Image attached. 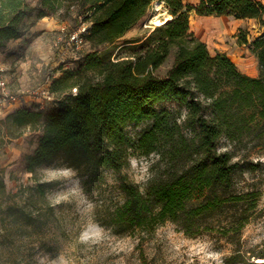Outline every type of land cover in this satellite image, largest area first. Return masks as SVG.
<instances>
[{"label":"trees","instance_id":"1","mask_svg":"<svg viewBox=\"0 0 264 264\" xmlns=\"http://www.w3.org/2000/svg\"><path fill=\"white\" fill-rule=\"evenodd\" d=\"M154 0H0V51L25 36L44 17L64 20L77 7L91 49L78 51L76 68L61 67L51 84L55 99L45 107H18L0 123V147L25 128L40 130L36 149L24 157L32 184L7 191L0 163V235L26 238L43 246L60 228L49 192L56 181L37 170L61 160L88 181L104 172L120 173L131 155L158 154L165 167L142 187L120 175L123 199L107 206L100 223L117 234L153 230L172 221L190 236L216 232L232 244L226 264H264V245L247 251L242 232L255 217L260 188L240 189L236 176L260 170L264 161V3L261 0L165 1L171 19L143 39L126 41L117 60L98 52L116 42L148 12ZM256 18L260 33L252 41L241 29L240 42L257 55L259 76L242 72L230 56L212 53L191 29V13ZM176 47L165 76L156 70ZM125 48L132 52L121 55ZM174 101L177 107L160 106ZM146 124L140 133L129 127ZM254 155L258 159H254ZM254 260H251L253 259ZM255 259H258L255 260Z\"/></svg>","mask_w":264,"mask_h":264},{"label":"rangeland","instance_id":"2","mask_svg":"<svg viewBox=\"0 0 264 264\" xmlns=\"http://www.w3.org/2000/svg\"><path fill=\"white\" fill-rule=\"evenodd\" d=\"M158 1L151 3L147 14L125 36L104 46L98 54L104 60H117L118 49L126 41L144 40L160 25L155 19L162 20L169 14L167 7L157 8ZM185 1L195 3V0ZM55 18L59 21L55 30L35 29L39 20L25 36L11 40L0 51V67L7 77L9 89L20 95V99L26 96L23 91L44 84L48 77L59 76L62 66L77 67L75 52L71 46L67 48L66 43L68 33L80 23L77 7H72L64 20ZM209 18L210 15H200L195 10L191 13V29L199 39H217L219 32ZM224 19L227 24L239 23V35L241 29L252 39L260 33L259 24L251 20L234 16H225ZM90 49L91 45L86 44L81 50L86 53ZM175 51L176 47L156 70L158 75L167 74L174 62ZM131 52V48H125L121 55ZM41 104L35 99L30 106L36 108ZM51 104L52 101L45 102L44 109ZM18 105L7 108L0 104V119ZM160 106L175 108L178 105L174 101H165ZM145 126H130L129 129L137 135ZM6 131L7 128L0 123V134ZM40 135V130L25 128L19 136L7 137L0 147L7 191L15 192L21 184L34 182L33 174L25 169L24 157L36 149ZM254 159L257 160L258 156L254 155ZM260 159L264 161V155ZM164 167L165 162L158 154L147 156L135 152L129 165L120 173L104 172V180L94 183L61 160L41 166L37 170L39 176L56 181L49 199L58 212L60 228L50 229L43 246L30 243L26 238L3 239L0 235V264H226L225 258L231 254L233 246L216 232L190 236L178 224L166 221L153 230L138 228L117 234L99 222L107 217L106 205L113 207L123 199L119 188L120 175H127L143 187ZM236 182L240 189L260 188L263 191L255 217L242 232L243 248L247 251L259 249L264 245V165L255 172L237 174Z\"/></svg>","mask_w":264,"mask_h":264},{"label":"crops","instance_id":"3","mask_svg":"<svg viewBox=\"0 0 264 264\" xmlns=\"http://www.w3.org/2000/svg\"><path fill=\"white\" fill-rule=\"evenodd\" d=\"M261 1L264 3V0ZM197 3L198 0H195V3L193 4H197ZM161 4L162 7L166 8L165 1H161ZM225 16L227 15L219 16L215 14H210V18L208 21L210 22L211 20L213 22L212 26L216 27L219 34L216 35L217 37L216 40L207 37H204L200 40L208 44V47L212 53H216L217 51L227 53L230 56V58L238 65L239 69L242 72L254 77L259 76L260 74L259 59L257 55L252 51L249 43L240 42L239 34H238L239 23L231 22L230 24H227L226 20L222 19ZM238 19H248L259 24L256 18H238ZM58 26H59V21L55 17L47 16L42 18L37 23L35 29L49 31V30H55ZM249 40L252 41L253 39L249 38ZM211 42L214 44L212 45ZM0 69L3 70L2 67H0ZM32 102H35V99L26 95L20 99V101L18 102L19 103L18 106L31 107L30 104ZM7 108H11V107H7Z\"/></svg>","mask_w":264,"mask_h":264},{"label":"built area","instance_id":"4","mask_svg":"<svg viewBox=\"0 0 264 264\" xmlns=\"http://www.w3.org/2000/svg\"><path fill=\"white\" fill-rule=\"evenodd\" d=\"M88 24L81 21L79 25L73 29L67 35V48L72 47L75 52L74 58L77 57L78 51H81L82 47L88 44L84 33L87 31ZM60 42V41H59ZM54 77H48L47 81L33 89L23 91L27 96H33L35 99L40 101L41 107H44L45 102L52 101L55 99L56 94L51 89L52 80ZM20 101V95L12 92L9 89L7 77L4 70L0 69V104L4 107H13Z\"/></svg>","mask_w":264,"mask_h":264},{"label":"bare ground","instance_id":"5","mask_svg":"<svg viewBox=\"0 0 264 264\" xmlns=\"http://www.w3.org/2000/svg\"><path fill=\"white\" fill-rule=\"evenodd\" d=\"M157 8H158V9H161V8H162L161 1H158V2H157ZM172 17H173V15L169 13L168 16L165 17V18L162 19V20L155 19V23H156V24H163V23H165L166 21H168L169 19H171ZM222 19H224V18H222Z\"/></svg>","mask_w":264,"mask_h":264}]
</instances>
